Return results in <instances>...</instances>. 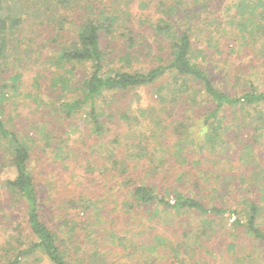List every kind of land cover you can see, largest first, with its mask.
I'll return each mask as SVG.
<instances>
[{"label": "rangeland", "instance_id": "obj_1", "mask_svg": "<svg viewBox=\"0 0 264 264\" xmlns=\"http://www.w3.org/2000/svg\"><path fill=\"white\" fill-rule=\"evenodd\" d=\"M87 1L91 2L82 0L76 9H81V6H85L83 4L88 3ZM92 1L108 10L117 9L121 14L120 25L116 32L113 36L103 38V45L109 57L108 64L117 69L150 68L166 58L170 50L167 39L156 35L152 24L158 20L169 18L182 22L184 17L181 9L183 10L186 4L184 0ZM230 1L210 0L208 2L209 6L204 16L213 20L209 29L213 32L211 34L214 39L211 43L212 46L208 45L205 37L203 38L204 33L200 34V30H198L200 35L197 33L195 37L196 52L207 63L223 57L225 64H230L233 71L236 70L235 75L231 78L240 72V68H244L248 77H259L261 88L264 89V54H261V51H264V13L262 14L264 10L259 7L261 3L264 5V0H242V2L240 0L243 6L249 4L252 6L259 2L257 12L261 13L256 20L254 35L249 33L250 43L241 40L242 44L237 39V28L233 29L232 21L237 11L232 8ZM172 4L179 5V10L176 13L169 11ZM250 6L246 7L244 16L251 14ZM73 17L74 19L71 17L66 29L63 30L65 37H57V28H54L44 15L40 17L42 21L38 19L36 23H33V20H29L23 25L21 39L17 42L19 44L17 57H11L9 64L5 67V72L0 73V92H5L4 96L0 95V117L9 128L18 131L31 148L33 154L31 168L41 196L48 200L49 196L70 199L83 195L89 200L91 205L89 210H93L88 213L90 215L84 216V218L93 220L91 225H85L86 229L101 228V217L103 219V215L107 213L112 218L117 216L120 230L122 228V230H126L128 227L127 230L135 233L136 236L150 238L147 248L136 249L132 244L124 245L128 244L129 238L112 243L109 237L104 234L99 239L95 236V240L98 239L97 244L82 243L81 240L85 238V234L79 233L77 238L80 242L77 241L75 245L77 246L75 248L78 255L77 260L81 261V258L86 257L85 250L86 252L89 250L88 253L91 252V254L100 252L112 264H181L182 260L179 262L180 259L177 258L180 254L176 248L178 239L190 235V232L185 233L188 228H193L191 234L202 228L199 221L202 222L203 218L201 219L197 213L160 214L159 210L154 211V206L143 208L141 214L134 217L136 220L139 219L138 224H132L134 218L131 221L127 220L128 214H125L126 219H123L120 202L129 194L128 188L121 184L118 174L106 169L118 159L120 162H129L131 165L140 167L133 171L135 172L131 176L133 183L147 180L160 192L166 193L168 199H173L174 192L178 190L196 195L207 204L215 202L219 206L230 208L240 203L244 204L242 202L245 199V201L258 202L260 208L258 223L264 228V184L258 192L254 191L255 194L252 195L247 193L249 189L246 191L233 188L228 191L221 189L223 188L221 185L226 179L233 181L243 179L237 153L241 139L257 141L261 152L258 174L254 175L252 171L242 169L247 173L246 178H250L251 181L264 180V132L256 140L253 129H247L245 125L243 133L237 136L238 128L232 124L235 122L231 118L224 117V127L228 133L223 137L227 138L226 142L229 146L226 148L222 146L223 150H221V146H218L216 151L210 149L211 141L209 140L197 145L195 138L202 134L205 135L204 131L200 129L201 132L196 131L195 138H189L186 150L181 152L184 154L183 156H180L179 150L174 146L173 136L168 135V137L162 138H166L168 143H172L173 152L176 151V154L167 153V157L162 158L163 152L154 146H158L157 144L162 142L159 139L161 136L158 138L152 136L148 147L155 148V156H151V150L149 155L137 159L135 153L138 140L137 136H134L135 131L149 126L154 117L156 119L158 114L165 113L163 112L164 105L157 96L160 84L137 90L116 92L114 99H111L112 102L103 110V113L101 109L105 126L103 134H97L92 127L90 116L85 112L72 118H66L60 113L61 98L74 94L75 89L80 88V79L83 80L90 68L89 64H76L75 75L70 77L69 73L64 72V68H57L54 63L61 46L67 43L69 38L75 37L80 19L77 18V15ZM126 26L132 28L135 43L130 42L128 45L127 36L122 34L124 31L126 34L130 33L126 30ZM145 44L151 45L150 55L145 54L147 52ZM139 50H141L140 53ZM66 67L70 68V65H66ZM220 73L219 76L224 75ZM12 79L17 87L16 92L1 88L5 82ZM217 80H221L220 77H217ZM225 86L233 92L237 90L228 84ZM182 108L181 106L177 109L180 111ZM143 110H146L145 113ZM175 116L178 118L180 112ZM200 120V115L197 114L193 115L191 122L198 125ZM165 121L169 123L171 119L167 118ZM45 130L53 136H47ZM61 139H68V147L65 154L58 155L55 143ZM194 148L201 151L197 153ZM112 152L115 153L113 156H111ZM9 154L8 143L0 141V244H5L6 249L15 252L17 247L23 244L19 232L15 230V224L23 220L24 209L17 202L10 201L7 189L3 186V181L13 177L16 173L13 166L7 165ZM168 165L172 168H168ZM155 166L157 167L154 169ZM188 170H192L191 174L188 173ZM196 175H201L202 178L209 180V184L203 192H200L192 183V178H195ZM56 204L55 217L58 218L63 216V207L58 202ZM150 213L155 215L152 219H147ZM208 219L204 218L203 225L211 227L214 234L209 247L202 248L200 245L187 251L185 248L183 251L186 258L185 264L231 263L232 259L225 258L226 252L232 249L231 245H228L231 244V241L226 232L230 230V223L234 216L225 217L222 220H220L221 218L212 221ZM121 224L124 227L121 228ZM129 231L125 232L128 234ZM131 232L130 236H132ZM243 242L244 245L247 244V249L243 253L251 252L252 256L249 258L243 256V261L240 262L242 264H250V262L264 264L263 248L255 250V247L252 246H257V244L252 243L250 246L251 244L248 245L247 241ZM3 253V255L0 254V264H3L4 256H6L5 250Z\"/></svg>", "mask_w": 264, "mask_h": 264}, {"label": "trees", "instance_id": "obj_2", "mask_svg": "<svg viewBox=\"0 0 264 264\" xmlns=\"http://www.w3.org/2000/svg\"><path fill=\"white\" fill-rule=\"evenodd\" d=\"M81 1L0 0V73L5 72V67L9 64L11 57H17L16 53L19 50L17 42L21 39V30L27 21L33 20V23H36L44 15L48 18H46L47 21L49 20L50 24L57 28V37H65L63 30L66 29L70 18L74 19L73 16L77 15L80 21L75 31V37L69 38L67 43L61 46L54 63L57 68H64V72L69 73L70 77L75 75L76 64H89L90 68L83 80L80 79V88L75 89L74 94L61 98L59 111L63 116L72 118L81 112H85L90 116L92 127L97 134H103L105 126L101 109L103 113V110L112 102L111 99H114L116 92L137 90L160 84L157 96L164 105L163 112L165 113L158 114L156 119L154 117L153 124L135 131L134 136H137L138 140L137 152L135 153L137 159L149 155L151 150V156H155V148L153 146L148 147L152 136L157 138L161 136L159 139L162 142L158 143V146H154L163 152L162 158H166L167 153L172 152L174 154L176 152H173L174 146L179 150L180 156H183L184 154L181 152L186 150L189 138H195L196 131L201 132L200 129L204 131L205 135L202 134L195 138L197 145L209 140L211 141L210 149L216 151L218 146H221V150H223V147L229 146L226 142L227 138L223 137L228 133L224 127V117L231 118L235 122L232 124L238 128L237 136L243 133V126L246 125L247 129H253L256 140H258L259 135L264 132V89L261 88L259 77L250 78L246 75L245 69L240 68V72L231 78L235 75L236 70L233 71L230 64H225L223 57L207 63L196 52L195 37L198 30H200V34L204 33L203 38L205 37L208 45L212 46L211 43L214 39L211 34L213 32L209 29L213 20L204 16L210 0H184L186 4L184 11L181 9L184 17L182 22L169 18L158 20L152 24L155 34L167 39L170 50L166 58L150 68L145 67L143 69L141 67L117 69L109 66L108 52L103 45V38L113 36L120 25L121 14L117 9L102 8L92 0L83 4L85 6H81V9H76L78 3H82ZM237 2L238 0L230 1L232 8L237 11L232 21L233 29L237 28V39L241 44V40L250 43V34L254 35L256 20L261 14L257 12L260 3L251 4L252 6L248 3V6L252 8L250 9L251 14L244 16L248 6H243L242 0ZM178 6L172 4L169 11L176 13L179 10ZM259 7L264 10L262 3ZM40 20L42 21V19ZM126 30L130 33L126 34L124 31L122 34L127 36L128 45L130 42L135 43L132 28L126 26ZM145 49L147 50L145 54L150 55L152 52L151 45L145 44ZM140 52L141 50H139ZM262 53L264 54L263 50ZM66 65H70V68H65ZM219 73L224 75L219 76ZM217 77H220L221 80H217ZM226 84L237 90L234 92L228 90ZM1 88L9 89L13 93L17 89L13 79L5 82ZM4 93V91L0 92V95L4 96ZM181 106L183 108L179 111L177 108ZM146 110H143V113ZM178 112H180V116L177 118L175 114ZM197 114L200 115L201 119L198 129L197 123L191 122L193 115ZM167 118L171 119L169 123L165 121ZM45 131L47 136H53L47 130ZM168 135L174 138L173 147L166 138H162L168 137ZM67 140L61 139L55 143L57 146L56 154L63 155L66 153ZM0 141L8 143L10 154L7 165L13 166L16 171L13 177L3 181V186L7 189L10 201L12 203L17 202L24 209L23 220L15 224V230L19 232L23 244L19 245L15 252L6 249L5 244H0V254L3 255L4 250L6 252L3 264H112L100 252L91 254V252L88 253L89 250H87L88 252L85 250L86 257L81 258V261L77 260L78 255L75 251L77 246L75 245L77 241L80 242L77 238L79 233L85 234V238L81 242H89L91 245L97 244L98 239L104 234L109 237L112 243L129 238L128 244L125 243L124 245L132 244L136 249L149 246L147 244L150 238L136 236L135 233L127 230L128 227L126 230H122L124 227L122 224L120 230L117 216L112 218L107 213L103 215V219L101 217V228L86 229L85 225H91L93 220L84 218V216L90 215L88 213L93 210H89L91 205L83 195L74 196L70 199L49 196L48 200L41 196L36 177L31 168L33 155L31 148L22 139L18 131L6 125L2 117H0ZM238 145L237 153L239 154L240 171L243 179L241 181L226 179L221 185L223 188H220L224 191H228L230 188L244 189L245 191L249 189L247 193L252 195L261 189L264 180L251 181L250 178H246L247 173L242 169H248L254 175L258 174L261 160L260 147L257 141L242 139ZM196 151L198 153L201 150L196 149ZM114 154L112 152L111 156ZM136 168L140 167L131 165L129 162H120L119 159L112 166L106 168L118 174L121 178V184L128 188L129 194L120 202L123 219H126L125 214H128L127 220L131 221L136 215L141 214L143 208L148 206H154V211L159 210L160 214L197 213L201 219L203 218V221L204 218H209L208 220L212 221L213 219L221 218L220 220H222L225 217L234 216L230 223V230L226 232L231 241V244L228 245H231L232 249L226 252L225 258L232 259L230 264H242L240 261L243 256H248V258L252 256L251 252L249 254L243 253L247 249V244L244 245L243 241H247L248 245L251 244L250 246L255 243L257 246H252L255 247V250L261 247L264 251V228L258 223L260 212L258 202L245 201V199L242 202L244 204L240 203L230 208L219 206L215 202L207 204L196 195L178 190L174 192L173 199H168L166 193L160 192L147 180H143L141 183H133L131 176L135 174L133 171ZM168 168L171 169L172 166ZM191 172L192 170L188 173L191 174ZM192 183L200 192H203L206 190L209 180L202 178L201 175H196L195 178H192ZM55 202L62 204L63 207V216L58 218L55 217L57 207ZM154 215L150 213L147 219H152ZM138 221L139 219L134 218L132 224H138ZM203 221H199L202 228L198 227L199 229L193 234H191L193 228H188L185 233L190 232V235L178 239L176 248L180 254L177 258L180 259L179 262L182 260L181 264H185L186 258L183 252L185 248L187 251L200 245L202 248L209 247L214 234L211 227L203 225ZM209 223L211 224V222ZM125 231H129L128 234ZM130 232L132 236H130ZM95 236L98 239L95 240ZM253 260L258 262L256 259ZM250 264L254 263L250 262Z\"/></svg>", "mask_w": 264, "mask_h": 264}]
</instances>
